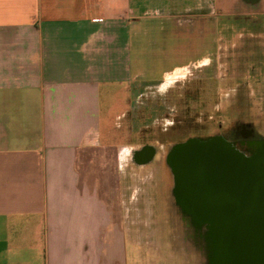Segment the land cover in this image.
<instances>
[{"label": "crops", "instance_id": "0c3cea01", "mask_svg": "<svg viewBox=\"0 0 264 264\" xmlns=\"http://www.w3.org/2000/svg\"><path fill=\"white\" fill-rule=\"evenodd\" d=\"M240 28L250 29L245 78L257 77L249 60L260 46L264 118V0H0V264H168L141 260L126 223L140 201L125 199L124 167L159 157L136 161L126 117L141 88L219 65L221 42L236 58ZM251 135L242 147L220 138L263 158L264 184L263 142ZM165 162L180 215L214 238Z\"/></svg>", "mask_w": 264, "mask_h": 264}, {"label": "rangeland", "instance_id": "374dc122", "mask_svg": "<svg viewBox=\"0 0 264 264\" xmlns=\"http://www.w3.org/2000/svg\"><path fill=\"white\" fill-rule=\"evenodd\" d=\"M236 31L237 35L241 34L237 39L238 61L231 55L235 47L221 42L219 65L211 60L199 62L177 76L169 77L165 87L140 89L135 108L126 117L129 131L139 134L138 141L137 136H133L136 144L142 146L154 143V140H143L153 132L167 133L165 130L170 129L173 116L177 114L174 107L183 100L185 92H188L190 108L186 113L187 124L183 127L186 128L188 137L218 135L232 141L241 129L246 128L252 133L253 139H262L264 146L263 65L258 57L260 46L253 48L254 55L249 60L252 67L250 71L256 72L257 77L245 78L242 54L250 29L240 28ZM159 102H164L165 106L156 109ZM112 104L113 101L105 103L107 107ZM118 106L121 107L120 104ZM218 111L219 115L216 116ZM178 116L181 114L178 113ZM111 118L114 119L110 116L109 121ZM122 123L119 121L120 125ZM176 128L180 131V126ZM121 141L131 142L125 139ZM159 142L162 144L159 151L161 156L155 159L151 169L146 170L147 167H144L145 169L132 170L124 167L122 174L124 187H129L125 189V199H129V202H135V199L140 201L139 220H128L126 223L136 233L134 240L139 243L141 260L168 264H216L210 227L207 223L201 224L190 217L185 219L174 201V175L169 171L165 158L175 141H157ZM107 163L110 166L116 164L112 158ZM110 172L114 175V168L107 174L109 179L113 176Z\"/></svg>", "mask_w": 264, "mask_h": 264}, {"label": "water", "instance_id": "95a60500", "mask_svg": "<svg viewBox=\"0 0 264 264\" xmlns=\"http://www.w3.org/2000/svg\"><path fill=\"white\" fill-rule=\"evenodd\" d=\"M172 159L179 192L211 224L216 264H264L263 158L217 138L184 143Z\"/></svg>", "mask_w": 264, "mask_h": 264}, {"label": "flooded vegetation", "instance_id": "af4514ba", "mask_svg": "<svg viewBox=\"0 0 264 264\" xmlns=\"http://www.w3.org/2000/svg\"><path fill=\"white\" fill-rule=\"evenodd\" d=\"M199 94H202L199 93ZM188 97L189 94L188 92H185V95H183V100L180 101L179 103H177V105L174 107L175 112H177V114H175L173 116V122L170 124V129H167L163 132V133H151L149 135V137L143 138V140L146 141H155L154 143H145L143 144L136 152L135 155V159L137 162L139 163H145L151 160V158L155 157L156 155L161 156V153L159 152L161 149V145L160 142L157 143V141H175V143L173 144V147L171 149H169V151L167 152V160L168 162L170 161L171 163H173V155L176 151V148L184 143H187L189 141H208L211 139H217L220 138V136L218 135H212V136H208V137H199L198 135H194L191 137H188L186 128H183L186 126L187 124V116L186 113L188 111L189 107V101H188ZM159 106L158 108L156 107V109L159 108H163L165 106L164 102H159L158 103ZM161 104V105H160ZM179 104V105H178ZM163 105V106H162ZM179 110V111H178ZM178 113L181 114V116H178ZM219 111L217 113H215L216 116H218ZM182 114H185L182 116ZM177 126H180V131H177ZM251 135V132L248 131V129L244 128L241 129L238 134L235 136V138L232 140L234 143L237 144V146L242 147L243 145H245V142L247 139H249ZM223 138V137H222ZM225 139V138H223ZM174 166V165H173ZM175 170V169H174ZM186 194V192H185ZM179 199L181 200V202L183 204L184 203V196L182 193L179 192L178 195Z\"/></svg>", "mask_w": 264, "mask_h": 264}]
</instances>
